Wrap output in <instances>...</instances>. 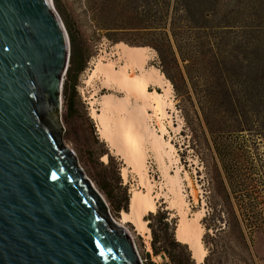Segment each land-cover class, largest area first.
Here are the masks:
<instances>
[{"label":"rangeland","instance_id":"obj_1","mask_svg":"<svg viewBox=\"0 0 264 264\" xmlns=\"http://www.w3.org/2000/svg\"><path fill=\"white\" fill-rule=\"evenodd\" d=\"M52 3L68 38L73 34L83 50L87 49L91 56L101 54L100 59L108 63V66L113 67L114 61L118 67H114L116 71L122 70L124 64L115 45L127 46V40H143L146 36L144 32L126 29L115 37H109L97 25L98 22L110 23L114 19L126 21L143 18V10L147 6L145 0H52ZM189 5L193 23L190 27H185L182 50L200 55L206 53L209 51L207 37L212 36L215 51L220 53L223 66L241 70L242 66L247 65L244 44L246 37L257 35L264 39V0H189ZM201 10L205 15L199 14ZM200 25L206 27H196ZM116 38L121 40L115 42ZM128 46L149 48L145 67H155L171 83L173 108L169 109V115L162 117L161 121L168 130L165 139L171 138L178 160L173 165L168 161L167 163L170 164L172 174L177 167L180 169L189 217L195 212H204L200 224L204 229L202 239L207 255L212 251L213 257H219L224 264H264V135L259 130H254L257 127L244 131L232 129L216 137L209 134L204 125L202 128L195 126L192 130L186 116L191 111L182 101V83L174 64L169 63L166 68L158 52L151 46ZM263 49L264 45L260 49L262 55ZM93 61L94 58L89 57L85 69L78 74L76 96L67 117L68 109L62 95L61 114L65 128L63 142L74 151L86 176L106 200L112 217L121 221L122 211L130 209L133 189L143 186L135 172H130L127 180H124L122 168L127 164L122 156L112 152L109 143L101 137L96 120L90 116L88 97L91 93L97 97L107 96V99L125 102V95L116 88L99 90L103 86L99 78H95L92 84L84 83L90 71L88 69L95 65ZM179 65L183 66L180 61ZM163 69L170 78L164 74ZM172 81L179 90L176 91ZM79 86L84 87L85 98L80 93ZM147 90L164 92L162 86L153 84L148 85ZM243 100L241 106L248 116L258 124L264 122V91L260 90V93L251 94L247 100ZM149 112L152 114L151 126L158 129L161 121L158 120L157 111L149 108ZM190 115L189 121L193 120ZM228 115L233 118L231 112ZM218 137H222L223 141L219 142ZM108 155L112 156L113 165H107ZM146 166L155 183L154 190H158L163 178L151 151L147 154ZM185 173L189 175L191 184ZM117 179L127 189L129 196L127 209L121 208L119 211L108 201L106 194L107 188L113 195H120ZM156 203V211L168 212V220L174 227L175 236L179 222L176 208H170L165 199H157ZM149 214L144 218L147 219ZM124 225L143 264L168 262L167 257L153 254L150 225L151 238H146L132 223Z\"/></svg>","mask_w":264,"mask_h":264},{"label":"water","instance_id":"obj_2","mask_svg":"<svg viewBox=\"0 0 264 264\" xmlns=\"http://www.w3.org/2000/svg\"><path fill=\"white\" fill-rule=\"evenodd\" d=\"M69 48L52 0H0V264H143L63 142Z\"/></svg>","mask_w":264,"mask_h":264},{"label":"trees","instance_id":"obj_3","mask_svg":"<svg viewBox=\"0 0 264 264\" xmlns=\"http://www.w3.org/2000/svg\"><path fill=\"white\" fill-rule=\"evenodd\" d=\"M145 2L147 6L146 10H143V18L126 21L114 19L110 23L98 22V29L106 31L109 37H115L117 33L126 29H132V32H144L146 36L143 40L134 38L127 40L126 43L128 45L151 46L158 52L166 68L169 63L174 64L182 83L180 91L183 92L182 101L189 106L191 111L186 116L192 125V130L195 126L202 128L204 125L209 134L216 137L221 133L232 131V129L244 131L247 128L250 130L257 127L254 130H259L264 135V122L259 124L255 122L241 106L243 98L247 100L249 95L260 93V90L264 91V55L260 50L264 45V39L257 35L247 36L244 43L247 51L245 58L247 65L242 66L241 70L227 68L220 60V53L215 51L214 42L211 40L212 36L207 37L209 51L206 53L200 55L182 50L186 35L185 27H190L193 23L189 0H145ZM199 14L205 15L202 10ZM204 23H206L205 19ZM196 27L204 28L206 26ZM120 40L116 38L114 41ZM69 43V60L62 86V95L68 109L66 117L71 112L76 96L78 74L85 69L91 56L86 51L87 49H82L73 34L70 35ZM179 61L183 66L179 65ZM162 71L169 77L165 69ZM173 84L176 91L179 90L174 82ZM228 112L232 113L233 118H230ZM189 114L193 120L189 121ZM218 141H223L222 137H218ZM107 165H113L112 156L108 155ZM114 169L116 171V166ZM119 183L120 181L117 179L116 184L120 195H113V192H108L106 188L108 201L116 207L117 211L121 208L127 209L129 203L127 189ZM146 220L149 221L148 225L152 231L151 248L154 255L167 257L166 264H196L188 245L175 239L174 227L168 220V212L150 213ZM204 264L224 263L219 260V257L214 258L213 252L210 251L205 256Z\"/></svg>","mask_w":264,"mask_h":264},{"label":"bare ground","instance_id":"obj_4","mask_svg":"<svg viewBox=\"0 0 264 264\" xmlns=\"http://www.w3.org/2000/svg\"><path fill=\"white\" fill-rule=\"evenodd\" d=\"M115 47L124 64L122 70L116 71L108 66V63L100 59L99 54L94 58L95 65L88 69L90 71L84 81L89 85L95 78H99L103 82L99 90H103L104 87L116 88L125 95L124 103L107 99V96L97 97L93 93L88 97L91 105L90 116L96 120L101 137L109 143L112 152L115 151L122 156L127 164L122 168L124 180H127L130 172H135L143 186L133 189L130 209L122 211V220L113 219L123 228L125 223H132L146 238H151L148 220L144 217L156 211L157 199H165L170 208L177 210L179 217L175 229L177 241L187 244L192 258L197 264H202L207 255L202 239L204 229L200 224L204 212H195L189 217L180 169L177 167L174 174L169 170L170 164L178 158L171 138L165 139L168 130L161 119L167 117L169 109L173 108L171 83L155 67H145L149 48L134 49L122 44ZM113 65L117 67L114 61ZM151 84L162 86L164 92L148 91L147 86ZM79 91L86 96L83 86H79ZM149 108L157 111L158 120L161 121L158 129L151 126L152 114ZM149 151L154 155L163 178V181L159 182L158 190H154L155 183L146 166ZM104 157L107 158L106 155ZM185 177L191 184L187 173Z\"/></svg>","mask_w":264,"mask_h":264},{"label":"built area","instance_id":"obj_5","mask_svg":"<svg viewBox=\"0 0 264 264\" xmlns=\"http://www.w3.org/2000/svg\"><path fill=\"white\" fill-rule=\"evenodd\" d=\"M99 54H97L96 56H98ZM96 56H90V58L92 59V58H95ZM64 75H65V73H64ZM84 97V96H83ZM85 98V97H84Z\"/></svg>","mask_w":264,"mask_h":264},{"label":"crops","instance_id":"obj_6","mask_svg":"<svg viewBox=\"0 0 264 264\" xmlns=\"http://www.w3.org/2000/svg\"><path fill=\"white\" fill-rule=\"evenodd\" d=\"M123 67H124V66H123ZM113 68H114V66H113ZM104 89H106V87H104L103 90H104ZM108 90H113V89H108ZM111 93H113V92H109V94H111Z\"/></svg>","mask_w":264,"mask_h":264}]
</instances>
